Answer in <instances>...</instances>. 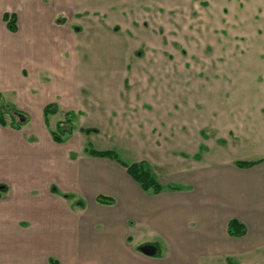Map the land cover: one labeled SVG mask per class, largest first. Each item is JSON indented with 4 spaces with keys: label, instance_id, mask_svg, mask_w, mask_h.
I'll return each mask as SVG.
<instances>
[{
    "label": "crops",
    "instance_id": "1",
    "mask_svg": "<svg viewBox=\"0 0 264 264\" xmlns=\"http://www.w3.org/2000/svg\"><path fill=\"white\" fill-rule=\"evenodd\" d=\"M16 1V13L0 11V95L19 85L11 104L27 122L19 130L0 125V186L6 189L0 196V264H264V149L246 160L262 161L238 168L236 162L245 160L206 147L264 138V106L256 118L214 108L205 112L210 128H202L204 115L192 116L187 91L80 90L86 82L103 85L89 75L85 85L76 79L77 53L63 37L77 19L75 10L65 9L74 0ZM4 13L16 16L15 33L7 30ZM178 93L180 107L174 106ZM47 104L57 107L50 117L64 111L54 129L66 113L73 115L74 130L78 110L93 113L131 152L147 143L157 150L173 136L186 147H204L187 155L191 165L168 178L160 193L144 192L117 162L76 154L74 130L55 143L54 129L44 123ZM97 196L112 203H98ZM82 197L87 204L77 202ZM232 219L244 225L243 236L228 235ZM141 242H156L162 254L141 253Z\"/></svg>",
    "mask_w": 264,
    "mask_h": 264
},
{
    "label": "rangeland",
    "instance_id": "2",
    "mask_svg": "<svg viewBox=\"0 0 264 264\" xmlns=\"http://www.w3.org/2000/svg\"><path fill=\"white\" fill-rule=\"evenodd\" d=\"M18 4L16 0H3L0 11L16 13ZM65 9L75 10L77 18L73 21V32L63 35L69 43L73 42L77 53L76 79L85 85L83 77L89 75L103 85L88 86L86 82L80 90L187 91L192 116L198 112L204 115L199 119L202 128H210L212 121L207 120L205 112L214 108L219 112H236L237 117L252 112L250 117L256 118L259 107L264 106V0H74ZM99 19L106 28L96 26ZM24 72L28 73L22 70L20 74ZM35 73L29 75L33 81L37 79ZM14 87L2 102L12 103L16 99L13 97L18 95L19 85ZM180 102L178 93L174 106L180 107ZM61 113L64 111L48 117L51 131L58 119H63ZM102 113L108 115L109 110ZM92 114L79 110L75 114L76 154L82 156L90 146L115 151L126 165L131 164L130 160L140 159L148 164L162 187L172 180L168 178L181 173L180 168L191 165L187 155L204 147V143L186 147L173 136L171 144L157 150L147 143L131 152L130 146H122L114 135L106 133L99 118ZM5 118L9 123L8 113ZM79 128L101 130L99 134H82ZM206 147L213 155L226 153L236 160H253L263 151L264 138L239 142L227 139L223 145L207 143ZM65 195L59 193L67 201ZM77 202L88 201L82 197ZM143 246H152L157 249L156 254H162L156 242H141L137 248Z\"/></svg>",
    "mask_w": 264,
    "mask_h": 264
},
{
    "label": "trees",
    "instance_id": "3",
    "mask_svg": "<svg viewBox=\"0 0 264 264\" xmlns=\"http://www.w3.org/2000/svg\"><path fill=\"white\" fill-rule=\"evenodd\" d=\"M6 28L9 32L15 33L16 27V16L14 14L4 13L2 17ZM2 97L0 95V125L8 126L14 130H19L26 122L27 117L21 111L16 109V107L8 102H2ZM57 107L55 104H47L43 108V118L45 125H48V117L56 113ZM8 113L10 117V122H6L5 114ZM74 130V119L71 113H66L64 115V120L56 124L55 129L51 132L52 140L55 143L61 144L64 141V136L69 135ZM79 131L84 134L98 133L97 129L94 128H80ZM84 151L91 157L106 158L113 160L125 168L128 176L136 182L140 189L144 192H150L152 194H158L162 190V186L153 176L148 164L144 162L132 163L126 165L119 160V157L115 151L112 150H96L90 146H87ZM195 159H199V156H195ZM262 161H238L236 166L238 168H248ZM170 189H176L175 187H170ZM6 189L0 186V196L2 192ZM96 201L101 204H111L112 199L104 196H97ZM246 230L242 223L235 219H232L227 224V233L231 237H241L245 234ZM50 264H56L55 261L51 260Z\"/></svg>",
    "mask_w": 264,
    "mask_h": 264
},
{
    "label": "water",
    "instance_id": "4",
    "mask_svg": "<svg viewBox=\"0 0 264 264\" xmlns=\"http://www.w3.org/2000/svg\"><path fill=\"white\" fill-rule=\"evenodd\" d=\"M139 251L147 256H154L156 254V249L152 246H143L139 248Z\"/></svg>",
    "mask_w": 264,
    "mask_h": 264
}]
</instances>
